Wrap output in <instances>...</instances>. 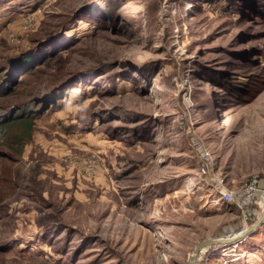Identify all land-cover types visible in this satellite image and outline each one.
Segmentation results:
<instances>
[{"label": "rangeland", "instance_id": "374dc122", "mask_svg": "<svg viewBox=\"0 0 264 264\" xmlns=\"http://www.w3.org/2000/svg\"><path fill=\"white\" fill-rule=\"evenodd\" d=\"M2 84L52 103L1 136L0 264H189L260 218L264 0H0ZM195 264H264V219Z\"/></svg>", "mask_w": 264, "mask_h": 264}, {"label": "trees", "instance_id": "16d2710c", "mask_svg": "<svg viewBox=\"0 0 264 264\" xmlns=\"http://www.w3.org/2000/svg\"><path fill=\"white\" fill-rule=\"evenodd\" d=\"M47 41L50 42L51 39H47ZM41 65L42 62L35 60L32 54H29V52H24L20 56H18L15 62L8 64L7 66L10 67L12 72L15 70H26V74L14 86L16 87L17 85L22 83V81H24L29 75L35 74L36 69L39 68L38 66ZM0 86L3 89V84ZM15 87L5 88L6 90L3 89L5 91L0 95V97L5 96L6 94L11 95L12 94L11 91ZM48 90L49 91L47 92H51V91L55 92L53 87ZM43 93L45 92H42L41 94L43 95ZM41 94L38 97L32 96L31 97L32 100H30V102L21 104L17 108L18 112H15L13 115L9 117H5L3 116L4 115L3 114L0 116V141H1V136L4 134V132H6L8 128H13V127L14 128L18 127L17 136L14 138L15 141L17 140V143L23 145L25 142L28 141L30 137V133L34 126V119H35V114H28V111L30 109L36 110L38 109V107H40L43 104L48 106L52 103V100L49 97L44 96L45 94L42 96Z\"/></svg>", "mask_w": 264, "mask_h": 264}, {"label": "water", "instance_id": "95a60500", "mask_svg": "<svg viewBox=\"0 0 264 264\" xmlns=\"http://www.w3.org/2000/svg\"><path fill=\"white\" fill-rule=\"evenodd\" d=\"M262 189H264V182L259 184V190L257 191V195L258 196H260V194H262L261 191H260ZM263 219H264V207L262 206L261 215H260V218L258 219V221L253 226H251L250 228H247L244 232L239 234L238 237H236V238H231V237L230 238H221L219 240H206V241L200 242L195 247L189 264H195V262H196L195 257L198 254V251H199V249L201 247H203V248L205 247L206 248V247H211V246L216 245V244H225V243H230L232 241H236L240 237L248 234L251 230H254L258 226V223H260Z\"/></svg>", "mask_w": 264, "mask_h": 264}, {"label": "built area", "instance_id": "2783aa9c", "mask_svg": "<svg viewBox=\"0 0 264 264\" xmlns=\"http://www.w3.org/2000/svg\"><path fill=\"white\" fill-rule=\"evenodd\" d=\"M256 185H257V183L255 181L251 182L250 185H249V187H248V189H247V191L249 193H251V194L253 192L255 193L256 189H257V191L259 190V185H258V187ZM261 192L264 194V190L261 191ZM221 199H222V201H223L224 204L225 203L227 204V203H229L231 201V195L230 194L222 195V198Z\"/></svg>", "mask_w": 264, "mask_h": 264}, {"label": "bare ground", "instance_id": "6f19581e", "mask_svg": "<svg viewBox=\"0 0 264 264\" xmlns=\"http://www.w3.org/2000/svg\"><path fill=\"white\" fill-rule=\"evenodd\" d=\"M256 191H257V189H256ZM256 191H255V192H256ZM256 194H257V193H256ZM218 198H219V199H215V200H214V202H215L214 204H215V205L218 204L219 201H220V199H221L220 197H218ZM261 198H262V200L264 201V196H261ZM238 236H239V235H236V234H235V235H232L231 238H236V237H238ZM201 248H203V247H201ZM201 248H200V249H201ZM200 249H199V250H200ZM198 252H199V251H198ZM195 260H197V255H196V257H195Z\"/></svg>", "mask_w": 264, "mask_h": 264}]
</instances>
